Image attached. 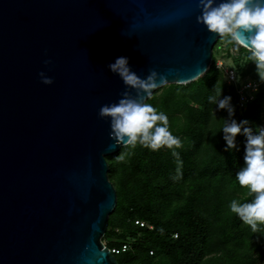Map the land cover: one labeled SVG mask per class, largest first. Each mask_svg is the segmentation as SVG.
Segmentation results:
<instances>
[{
    "label": "water",
    "instance_id": "95a60500",
    "mask_svg": "<svg viewBox=\"0 0 264 264\" xmlns=\"http://www.w3.org/2000/svg\"><path fill=\"white\" fill-rule=\"evenodd\" d=\"M197 3L0 0V264H119L102 239L118 199L107 157L123 146L98 112L126 89L108 65L203 77L220 37Z\"/></svg>",
    "mask_w": 264,
    "mask_h": 264
},
{
    "label": "trees",
    "instance_id": "16d2710c",
    "mask_svg": "<svg viewBox=\"0 0 264 264\" xmlns=\"http://www.w3.org/2000/svg\"><path fill=\"white\" fill-rule=\"evenodd\" d=\"M248 57L250 68L239 67L244 75L256 70ZM221 89L222 96L232 97L233 118L247 119L258 130L264 85L240 111L237 87L227 88L217 70L188 84L165 86L146 101L168 116L170 131L181 139L178 158L167 148L153 152L139 144L107 157L118 199L103 238L110 239L109 248L126 234L136 238L120 254L127 264H254L264 256V225L254 233L229 209L233 199L251 202L254 194L236 180L244 166L245 137L238 135L237 149L225 151L227 113L208 100Z\"/></svg>",
    "mask_w": 264,
    "mask_h": 264
},
{
    "label": "clouds",
    "instance_id": "9594fccd",
    "mask_svg": "<svg viewBox=\"0 0 264 264\" xmlns=\"http://www.w3.org/2000/svg\"><path fill=\"white\" fill-rule=\"evenodd\" d=\"M196 7L200 13L197 22L209 33L223 38L234 50H247L259 81L264 83V0H198ZM50 63L51 60L44 61L45 65ZM108 68L119 76L126 89L117 102L102 105L98 112L99 118L110 124L109 138L113 144L109 147L139 144L153 152L167 148L178 158L175 149L182 147V141L170 131L168 116L146 102L153 90L168 83L167 78L155 70L141 78L123 56L117 57ZM38 75L44 85L53 84L44 71ZM208 100L217 110L227 113L222 127L225 151L237 149L238 135L245 137L244 166L237 171L236 180L254 196L246 203L233 199L229 209L255 233L260 230L259 225H264V127L254 130L247 119L237 122L233 118L232 97L222 96V89Z\"/></svg>",
    "mask_w": 264,
    "mask_h": 264
},
{
    "label": "rangeland",
    "instance_id": "374dc122",
    "mask_svg": "<svg viewBox=\"0 0 264 264\" xmlns=\"http://www.w3.org/2000/svg\"><path fill=\"white\" fill-rule=\"evenodd\" d=\"M246 51L242 50V48H240L239 50H234L231 45L225 44L224 39L220 37L218 39L215 47H214L212 64L210 66L209 71L206 74H208L209 76H212L218 70L219 71V77H222V81L225 83V86L227 88H230L231 85L228 84V82L225 79L223 68H224V70L225 69H231L234 67H241L245 70L250 68V67H248V64L245 63L246 62V60H245L246 56H247V54L249 55V53ZM220 67H223V68H220ZM247 77L253 81L259 80V77L256 73V70L249 72V74H247ZM169 85H171V84H169ZM169 85H165V86L169 87ZM165 86L158 89L159 91L157 92V95H160L162 93ZM224 96H228V94H225ZM236 120L238 122V119H236ZM260 121H261V127H264V103L262 105V111L260 113ZM121 157H122V154H121ZM119 231H117V232H119ZM121 232H122V230H121ZM126 235L128 237L123 239V240L131 241V243L133 240H136V238L131 236L130 234H126ZM112 237H114V236H112ZM116 237L118 239L120 238V236H116ZM102 240L106 244V242H108L110 239L109 238H103ZM120 240H122V239H120ZM116 258H117L119 264H127L126 263L127 261L124 262L125 257L123 255H118Z\"/></svg>",
    "mask_w": 264,
    "mask_h": 264
},
{
    "label": "built area",
    "instance_id": "2783aa9c",
    "mask_svg": "<svg viewBox=\"0 0 264 264\" xmlns=\"http://www.w3.org/2000/svg\"><path fill=\"white\" fill-rule=\"evenodd\" d=\"M223 68V67H220ZM223 72L225 75V79L230 85H235L237 87L238 93V103L240 111L246 110L248 104L254 100L256 93L259 91L260 87L264 85V83L259 80L253 81L250 80L247 75H244L242 71H240L239 67H234L231 69L223 68ZM136 224L141 227L146 225V222L143 220H136ZM120 245L114 246L110 248V251L116 256L124 253L125 251L130 249L131 241L128 240H119ZM152 253V252H151ZM254 264H264V256L256 261Z\"/></svg>",
    "mask_w": 264,
    "mask_h": 264
}]
</instances>
